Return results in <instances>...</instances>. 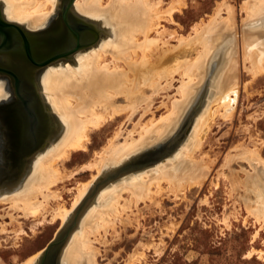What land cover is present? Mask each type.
I'll use <instances>...</instances> for the list:
<instances>
[{
	"label": "bare ground",
	"instance_id": "obj_1",
	"mask_svg": "<svg viewBox=\"0 0 264 264\" xmlns=\"http://www.w3.org/2000/svg\"><path fill=\"white\" fill-rule=\"evenodd\" d=\"M0 1L6 20L30 30H37L45 25L58 6V0ZM184 1L175 0L168 9L163 10L161 1L74 0L71 11L85 20L93 21L99 27L98 38L91 36L84 47L38 70V91L62 127V133L36 156L21 191L0 200V205H9L10 211H18L26 218L41 216L46 220L50 200L61 199L53 188L69 179L59 165L69 161L73 153L87 151L90 132L99 131L124 117L127 119L125 121L131 122L136 113L143 112L139 121L124 137V141L120 140L123 136L122 123V127L118 128L102 151L96 153L94 160L76 171L79 173L95 169L97 174L90 181L78 185L69 208L62 205L53 211L51 221L61 220L64 224L71 220L74 211L90 195L92 185L100 174L131 160L142 149L158 143L173 132L202 90L201 85L210 74L209 69L215 64L217 67L220 59H223L217 69L220 72L216 76L215 93L207 102L206 109L196 118L193 132L187 143L178 149L175 159L157 164L124 182L103 187L97 201H93L91 209L75 228L65 249L62 264H99V250L95 243L99 242L102 233L106 234L110 229L116 230V222H123L132 203L137 206L141 201H154L162 194L164 183L176 195L184 193L189 187L201 186L211 173V166L205 156L197 160L194 155L201 150L204 134L210 129L215 114L231 119L235 110L232 104L238 95L237 70L241 57L239 60L235 58L237 52H234V45L230 43L232 37L228 32L235 23L234 11L226 3H220L208 23H197L188 36L180 37L173 31L170 36L178 42L175 47L165 39L169 32L163 27L164 30H161L160 25L163 19H169L173 23V14L184 7ZM224 7L228 9L226 18L221 15ZM243 9L249 22L253 24L242 33V61L252 79H256L264 75V0H248ZM60 35H44L38 41L44 43L48 38V43L49 39L56 42ZM223 45L228 47L224 48ZM45 48H48L47 45L41 49L39 44L37 46L41 55L46 54ZM187 49L193 50L194 55L186 54ZM16 57L14 54L7 55L5 61L18 65ZM176 75L182 80L177 92L179 98L174 99L170 107H167L168 115L157 123L152 110L155 96L164 89L163 84L168 85ZM4 96V88L0 85V98ZM150 112L152 118L143 122L145 115L148 116ZM42 123L47 132L46 118ZM137 127H140V131H137L139 139L134 138ZM243 154L242 158L248 160L249 164L253 165V162L264 166V158L258 150ZM233 158L230 156L226 159L228 168ZM240 182L247 191L243 201L248 215L263 226L264 190L258 185V175L246 172ZM125 193L129 195L128 198L124 197ZM249 194L256 198L253 195V198H250L251 195L246 196ZM9 216L12 221L16 220L14 214L9 212ZM4 231L6 227L3 226L0 232ZM41 253L42 251L32 255L21 264H38Z\"/></svg>",
	"mask_w": 264,
	"mask_h": 264
},
{
	"label": "rangeland",
	"instance_id": "obj_2",
	"mask_svg": "<svg viewBox=\"0 0 264 264\" xmlns=\"http://www.w3.org/2000/svg\"><path fill=\"white\" fill-rule=\"evenodd\" d=\"M62 1L58 0V6L54 11L49 9L54 13L52 12L47 23L37 30H30L21 26L30 34L41 33L42 37L55 33L65 35L66 31L62 28L64 26L60 14ZM159 1H161V8L166 10L175 0H151L155 3ZM246 1L248 0H185L184 7L173 14V23L169 19L161 20L160 29L169 32L165 39L176 47L177 40H173L170 36L173 31L180 37L188 36L193 32L192 29L197 23L203 21L205 24L208 23L220 3H226L227 6L232 7L235 29L233 26L228 32L234 38H231L230 43L234 45V52H237L235 58L239 60L241 57L237 70V78H239V80L237 79L239 84L238 95L237 98L231 95L232 98H236L232 104L235 110L231 119H225L215 114L210 129H207L208 131L204 134L201 150L196 151L194 155L197 160L205 156V160L211 166H209L211 173L209 172L210 175L204 181V185L189 187L184 193L176 195L169 189L168 184L164 183L162 194L158 195L154 201H141L137 206L132 203L131 208L127 210L128 214L122 219L123 222L119 220L116 222V230L110 229L108 233H102L99 242L95 243V247L99 250L97 255L99 264H264V257H261L264 255L260 254L264 253V225L257 223L253 216L248 215L243 201L247 191L240 182L241 178L245 177L246 172L256 173L259 178L258 185L262 191L264 190V166L256 165L253 162L251 165L248 160L242 158L243 153L250 150H258L264 158V75L252 79L242 61V33L244 34L253 24V22H249L247 13L243 9ZM0 5L3 9L1 1ZM227 13L228 9L224 7L221 13L222 17H228ZM71 18L75 20L74 23L77 25H84V28H92L96 32L99 30L93 21L85 20L74 12H72ZM247 25L249 26L247 27ZM243 26L244 28H242ZM84 35L88 39L92 36L89 30ZM59 40L61 41L63 38L59 37ZM52 42L49 39L48 48H45V52L51 51ZM223 46L224 48L228 47ZM36 51L40 55L39 49L36 48ZM192 51L187 49L186 54L190 53V56H193ZM2 59L4 60L3 57H0V61ZM222 62L223 59H220L217 67L215 64L209 69L210 74L202 83L200 94L198 92L196 95L198 98L196 97L195 102L190 109H187L181 122L171 134L158 143L142 149L132 157L133 159L126 160L117 168L107 169L105 173L130 165H142V168L123 173L122 177L110 181L104 188L124 182L135 174L154 168L157 164L160 165L175 159L178 149L187 143L191 132H193L194 129L192 128H194L196 118L206 109L205 107L208 106L207 104L215 93L216 76L220 72L217 69ZM38 78L39 74L36 70V74L32 77L35 87L33 95L40 96L42 107L39 109L48 121V130L44 135L43 146L38 151L40 154L50 145L52 140L54 141L62 133V127L56 121L57 119L51 112L49 105L46 104L43 95L38 91ZM174 80V82L170 80L168 85L163 84L164 89L155 96L152 110L157 123L168 115L167 107H170L174 99L179 98L177 92L179 86L182 85H180L182 80L179 75H176ZM212 81L213 83H211ZM0 85L4 88L5 94L4 97L0 98L1 200L6 197L10 198L21 191L27 182L33 162L38 154L32 155L30 159L26 157L22 161L23 163L18 162V146L15 145L16 142L7 115L2 111V107L16 102L12 80L8 76L0 74ZM157 108H160L159 111H156ZM142 113L141 111L136 113L131 122L125 121L127 119L124 117L117 122H111L99 131L90 132V143L87 151L73 153L68 159L69 161H64L59 165L69 179L53 188L61 199L53 198L50 200V206L45 214L46 220H43L41 216L26 218L18 211V213L14 210L10 211L9 205H0V231L3 226L6 227V231L0 232V264H21L47 247L70 221L64 224L61 220L52 222L53 211L62 205L69 208L76 196L78 185L90 181L92 176L97 174L95 169L92 171L90 169L83 170L79 173L76 171L93 161L96 153L102 151L109 140L114 137L118 128L122 126L123 136L120 140L124 141V137L139 121ZM147 115H145L143 122H147L153 116L151 112ZM122 123L124 124L122 125ZM137 131H140V127H137L134 132V138L139 139ZM230 156L234 158L228 168L226 159ZM104 174H100L93 183L90 193H92L95 183ZM102 189L96 193L90 205L84 210L78 225L91 209L94 204L93 201H97ZM250 195L253 194L246 196ZM128 196L127 193L124 194L125 198ZM251 196L250 198H253L254 195ZM254 198L256 197L254 196ZM9 212L14 214L15 221H12ZM74 232L75 229L50 264H62L65 249Z\"/></svg>",
	"mask_w": 264,
	"mask_h": 264
},
{
	"label": "water",
	"instance_id": "obj_3",
	"mask_svg": "<svg viewBox=\"0 0 264 264\" xmlns=\"http://www.w3.org/2000/svg\"><path fill=\"white\" fill-rule=\"evenodd\" d=\"M73 3L74 0L62 1L60 13L61 22L64 26L62 28H64L66 32L65 35L60 36L63 40L53 41L54 43L50 45L51 51L46 52L45 55H38L36 48L38 44L40 49L44 48V46L48 44V40L45 39L44 43H42V41L39 43L36 39L42 37L41 33L30 34L26 32L22 26L7 21L3 16L0 5V57H3L5 61V56L14 54L15 57H19H16L17 59L15 60L38 71L50 62L68 57L71 53L75 52V50L88 44L89 40L84 35L87 30L91 32V35L94 36L95 39L98 38V32H96V30L88 27H86V29L84 25L80 26L74 23L75 20L71 18V7ZM6 63H0V74L8 76L12 80L16 102L8 108L10 111L8 114L18 121L20 127V136L18 138V144H20L18 148V162H22L26 157L30 159L32 155L38 154V151L43 146V137L46 132L42 123L44 121V113H42V111L40 112L39 109L42 107L40 96L37 94L30 95L29 92L23 88L24 83L20 74L13 66H10V63ZM140 168H142V165H130L110 173H105L104 176L95 183L92 193L81 203L68 224L59 231L56 237L42 251L38 264H48V262L56 256L72 231L77 227L82 213L88 205H90L94 196L100 189L110 181L120 177L123 173L131 170H138Z\"/></svg>",
	"mask_w": 264,
	"mask_h": 264
},
{
	"label": "flooded vegetation",
	"instance_id": "obj_4",
	"mask_svg": "<svg viewBox=\"0 0 264 264\" xmlns=\"http://www.w3.org/2000/svg\"><path fill=\"white\" fill-rule=\"evenodd\" d=\"M4 62V60L2 59L1 61H0V63L1 64H5V63H3ZM16 64H18V65H12L14 68H15V70L20 74V77H21V79H22V81H23V83H24V85H23V88L27 91V92H29V94L30 95H32L33 94V89H35V87H34V84H33V80H32V77L34 76V74H36V69H34V68H31V67H28L26 64H23L22 62H20V61H17L16 62ZM11 65V64H10ZM19 68V69H18ZM29 70V71H28ZM13 104V103H12ZM12 104H10V105H8V106H6V107H2V111H3V113L5 112V114L7 115V118H8V121H9V124H10V127H11V130H12V133H13V138H14V140H15V142H16V145L18 146V148H19V146H20V144H18V138H19V136H20V127H19V124H18V121L16 120V119H14V117H10L9 116V110H8V108L12 105ZM11 115V114H10ZM51 263V261L50 262H48V264H50Z\"/></svg>",
	"mask_w": 264,
	"mask_h": 264
}]
</instances>
